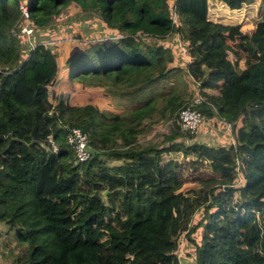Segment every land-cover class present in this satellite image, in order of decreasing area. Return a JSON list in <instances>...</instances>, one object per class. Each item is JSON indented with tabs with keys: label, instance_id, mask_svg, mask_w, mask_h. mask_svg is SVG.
Segmentation results:
<instances>
[{
	"label": "trees",
	"instance_id": "1",
	"mask_svg": "<svg viewBox=\"0 0 264 264\" xmlns=\"http://www.w3.org/2000/svg\"><path fill=\"white\" fill-rule=\"evenodd\" d=\"M65 9L107 34L33 37ZM173 33L194 107L231 123L228 145L185 142L175 121L159 144L136 140L185 100ZM91 87L127 103L112 112ZM67 125L86 134L87 160L74 161ZM0 221L18 242L11 264H178L182 236L181 263L264 264V0H0Z\"/></svg>",
	"mask_w": 264,
	"mask_h": 264
},
{
	"label": "rangeland",
	"instance_id": "2",
	"mask_svg": "<svg viewBox=\"0 0 264 264\" xmlns=\"http://www.w3.org/2000/svg\"><path fill=\"white\" fill-rule=\"evenodd\" d=\"M68 9V8H67ZM67 9L63 10L61 12L60 17L57 19H54L49 25L46 27H34L33 29V37H35L37 40H41V42L44 43H52V40H58L63 36V38L68 37V41L73 39V42H78L80 40L82 43H86L88 39L96 38L101 33L107 34L104 32H107L106 29L99 26L100 24L95 23V27L90 26L88 23L89 21H93V15L90 12L85 11H78V12H71L68 13ZM88 14V15H87ZM92 15V16H91ZM247 26H251V24H247ZM244 27V26H243ZM26 27H21L20 32L28 33L31 28L25 29ZM62 31H65L66 33L63 34ZM92 31H94L92 33ZM22 41V40H21ZM164 41L166 44L169 45L170 51H172L173 54H177V56H173V61L176 67L173 68L171 73V82L174 87L179 89L181 99H185L181 102V105L185 102H189L194 95L197 94V83L192 80L187 72L185 71V58L182 57V55L186 54L185 51V44H183L182 39L180 38V33H173L170 36H166ZM72 43H65L62 50L64 52L67 51L68 47H70ZM62 54V53H61ZM231 56V55H230ZM248 63L246 60H239V68H241L244 64ZM64 63L62 62L61 65ZM170 64V63H169ZM89 91L98 98H103L105 100V104L109 105L107 107L110 111L116 112L121 111L123 106L121 104L127 103L125 101L119 102L121 98L123 97H117L116 95H113L115 93H108L104 90V88L100 87H91ZM118 100V101H117ZM116 101L118 103H116ZM107 105V106H108ZM180 105V106H181ZM156 106H158V103H156ZM179 106V107H180ZM178 107V108H179ZM177 108V109H178ZM176 109V111H177ZM217 119V121H216ZM172 121H175V111L171 115V117L167 119L160 118L157 114L154 115L153 125L152 127H149L146 131L143 132L141 135L136 136V140L142 141L145 139H151L154 143L159 144L160 143V132L164 130H168V127ZM223 119L213 118V120L208 119L205 122L209 124L206 125V128L203 129L202 127L205 124L201 125V128H197V131L193 134L191 138L188 136H183V141L185 142H191V141H199L206 144H216L220 141L221 145H228L229 142H232V127L228 130L225 128V125L222 123ZM224 122V121H223ZM211 127H214L215 131L210 130ZM86 135V134H85ZM252 140L259 139L256 134H253L251 136ZM99 159H105L107 164H118L120 160H114L111 158H106L105 156H102V154H99ZM195 181L193 180H186L184 181L180 188L189 186L194 184ZM199 216V213L194 217V220ZM197 232L196 229L189 233L190 237H196ZM183 238V239H182ZM180 241L182 242L180 244V249H178L179 253V260L185 259L188 261L189 254L188 251H191V248L193 247L192 242L188 239H185L184 236L181 237ZM17 239L15 237L14 228H10L7 225L0 227V264H11L12 257L16 253V246H17ZM181 255V256H180ZM182 261V260H181ZM189 262V261H188Z\"/></svg>",
	"mask_w": 264,
	"mask_h": 264
},
{
	"label": "built area",
	"instance_id": "3",
	"mask_svg": "<svg viewBox=\"0 0 264 264\" xmlns=\"http://www.w3.org/2000/svg\"><path fill=\"white\" fill-rule=\"evenodd\" d=\"M174 2V0H171ZM22 10H25V7L22 6ZM172 23H176V15L174 10V5L172 6V11L168 16ZM186 55V54H184ZM202 100V97L199 94H196L192 97V99L188 102L182 104L175 113V122L179 126L180 130L185 131L187 133H195L197 128L202 123L204 116L194 107L197 103ZM223 122V121H222ZM225 128L228 130L232 127L230 122H224ZM66 142L71 146L74 152V161L75 162H83L87 160L92 152V148L90 144L87 142V138L85 133L81 130V128L77 125H67L66 133H65ZM47 142L49 149L51 151H57V145L51 137H47ZM179 253L177 254V258ZM178 264L181 263L180 260Z\"/></svg>",
	"mask_w": 264,
	"mask_h": 264
},
{
	"label": "crops",
	"instance_id": "4",
	"mask_svg": "<svg viewBox=\"0 0 264 264\" xmlns=\"http://www.w3.org/2000/svg\"><path fill=\"white\" fill-rule=\"evenodd\" d=\"M95 102H97V103L99 104V101H95ZM207 119H209V118H206L205 120L202 121V123L199 125L198 129L201 128V125H202V124H205L202 128H203V129L206 128V125L210 123V122H208V123L205 122ZM213 129H215V128H214V127H211V128H210V130H213ZM213 131H215V130H213ZM1 226L3 227V226H6V225H5L3 222L0 221V227H1Z\"/></svg>",
	"mask_w": 264,
	"mask_h": 264
},
{
	"label": "water",
	"instance_id": "5",
	"mask_svg": "<svg viewBox=\"0 0 264 264\" xmlns=\"http://www.w3.org/2000/svg\"><path fill=\"white\" fill-rule=\"evenodd\" d=\"M103 194H105L106 193V190H103V192H102ZM96 195V194H95Z\"/></svg>",
	"mask_w": 264,
	"mask_h": 264
}]
</instances>
